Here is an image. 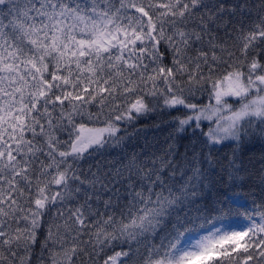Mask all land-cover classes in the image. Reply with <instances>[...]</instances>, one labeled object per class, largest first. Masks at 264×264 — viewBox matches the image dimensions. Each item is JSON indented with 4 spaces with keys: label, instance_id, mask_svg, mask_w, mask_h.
I'll list each match as a JSON object with an SVG mask.
<instances>
[{
    "label": "snow or ice",
    "instance_id": "snow-or-ice-1",
    "mask_svg": "<svg viewBox=\"0 0 264 264\" xmlns=\"http://www.w3.org/2000/svg\"><path fill=\"white\" fill-rule=\"evenodd\" d=\"M0 264H264V0H0Z\"/></svg>",
    "mask_w": 264,
    "mask_h": 264
}]
</instances>
